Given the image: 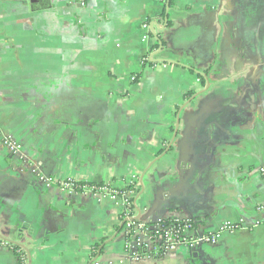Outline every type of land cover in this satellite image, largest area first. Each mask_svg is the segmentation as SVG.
Instances as JSON below:
<instances>
[{
  "label": "crops",
  "instance_id": "0c3cea01",
  "mask_svg": "<svg viewBox=\"0 0 264 264\" xmlns=\"http://www.w3.org/2000/svg\"><path fill=\"white\" fill-rule=\"evenodd\" d=\"M0 129V264H128L121 203L32 166L241 225L141 264H264V0H0Z\"/></svg>",
  "mask_w": 264,
  "mask_h": 264
},
{
  "label": "built area",
  "instance_id": "2783aa9c",
  "mask_svg": "<svg viewBox=\"0 0 264 264\" xmlns=\"http://www.w3.org/2000/svg\"><path fill=\"white\" fill-rule=\"evenodd\" d=\"M148 29V24L145 25ZM147 38V37H145ZM3 147L7 152L15 156H20V147L16 139L8 134L1 133ZM40 181L47 187L58 185L61 189L69 192H77L80 194L97 195L100 198H109L115 202L121 203L123 209L124 232L127 236L129 244L127 251L129 256L128 264H141L144 260L158 257L169 251L176 250L180 245L186 243L190 246L199 245L201 243L215 244L223 233H233L241 228L240 224L226 222L218 233L208 234L199 238L188 239L187 236L192 231L194 225L190 220L176 219L170 223L159 221L150 227L144 223L132 220L135 217L133 209V201L128 192H119L109 185L80 183L73 178H55L46 176L34 170ZM261 209L264 211V207Z\"/></svg>",
  "mask_w": 264,
  "mask_h": 264
},
{
  "label": "water",
  "instance_id": "95a60500",
  "mask_svg": "<svg viewBox=\"0 0 264 264\" xmlns=\"http://www.w3.org/2000/svg\"><path fill=\"white\" fill-rule=\"evenodd\" d=\"M168 7H169V5H168ZM153 35H154V37L158 40V36L156 35V32H153ZM167 62H168V61H167ZM200 75L203 76V77H205V76L202 75V74H200ZM7 155H8V158H10V159L25 157V155H24V156H23V155H22V156H15V155H13V154H10L9 152H7ZM30 170L32 171V173H34V170H35L34 166H32ZM34 174L37 176V173H34ZM39 180H40V179H39ZM40 182H41V181H40ZM41 183H42V182H41ZM133 209H134V212H135V210H137L134 204H133ZM132 220L138 221V219H137L136 216L133 217ZM138 222H139V221H138ZM124 223H125V222H124ZM156 223H158V222H156ZM156 223H154V224H156ZM125 236H126V234H125ZM126 239H127V236H126ZM128 244H129V241H128V239H127V241H126V251H125L126 256L124 255V256H125L126 263H128V260H129V256H127V251H130V252L133 251L132 247L129 248V249H127ZM193 251H194V250H193ZM163 255H165V254H161V255H159V256H163ZM159 256H158V257H159Z\"/></svg>",
  "mask_w": 264,
  "mask_h": 264
},
{
  "label": "trees",
  "instance_id": "16d2710c",
  "mask_svg": "<svg viewBox=\"0 0 264 264\" xmlns=\"http://www.w3.org/2000/svg\"><path fill=\"white\" fill-rule=\"evenodd\" d=\"M174 0H164V4L165 5H169L170 3H172ZM92 184V183H91ZM20 258V255H19Z\"/></svg>",
  "mask_w": 264,
  "mask_h": 264
},
{
  "label": "bare ground",
  "instance_id": "6f19581e",
  "mask_svg": "<svg viewBox=\"0 0 264 264\" xmlns=\"http://www.w3.org/2000/svg\"><path fill=\"white\" fill-rule=\"evenodd\" d=\"M263 207H264V206H263ZM263 207H262V208H263Z\"/></svg>",
  "mask_w": 264,
  "mask_h": 264
}]
</instances>
